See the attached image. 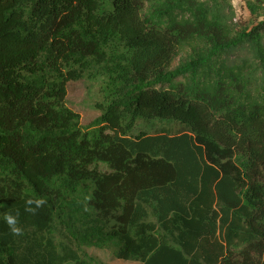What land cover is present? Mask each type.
I'll return each mask as SVG.
<instances>
[{"label": "trees", "instance_id": "obj_1", "mask_svg": "<svg viewBox=\"0 0 264 264\" xmlns=\"http://www.w3.org/2000/svg\"><path fill=\"white\" fill-rule=\"evenodd\" d=\"M242 2L0 0V264H264V0Z\"/></svg>", "mask_w": 264, "mask_h": 264}, {"label": "rangeland", "instance_id": "obj_2", "mask_svg": "<svg viewBox=\"0 0 264 264\" xmlns=\"http://www.w3.org/2000/svg\"><path fill=\"white\" fill-rule=\"evenodd\" d=\"M237 16L246 20L248 13L244 8L242 0L233 1ZM102 80L83 78L75 82H71L67 87L66 103L67 105L80 114V122L83 126H87L100 113V110L95 106L101 100ZM139 131L148 134L166 133L172 134L177 131V123L166 119H137L134 124L132 133ZM105 166V164H102ZM89 252L98 256L106 264H140L139 262L121 261L112 257L105 249L98 247H90ZM64 264H74L72 261H67Z\"/></svg>", "mask_w": 264, "mask_h": 264}, {"label": "clouds", "instance_id": "obj_3", "mask_svg": "<svg viewBox=\"0 0 264 264\" xmlns=\"http://www.w3.org/2000/svg\"><path fill=\"white\" fill-rule=\"evenodd\" d=\"M47 203L44 198L29 197L25 200V211L35 215L36 211ZM4 221L8 225L10 232L14 236L23 235V229L19 226V213L13 214L11 212L4 213Z\"/></svg>", "mask_w": 264, "mask_h": 264}, {"label": "crops", "instance_id": "obj_4", "mask_svg": "<svg viewBox=\"0 0 264 264\" xmlns=\"http://www.w3.org/2000/svg\"><path fill=\"white\" fill-rule=\"evenodd\" d=\"M234 1V0H233Z\"/></svg>", "mask_w": 264, "mask_h": 264}]
</instances>
